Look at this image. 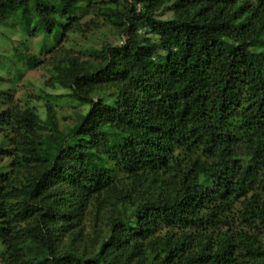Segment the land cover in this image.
I'll return each instance as SVG.
<instances>
[{
  "label": "trees",
  "instance_id": "16d2710c",
  "mask_svg": "<svg viewBox=\"0 0 264 264\" xmlns=\"http://www.w3.org/2000/svg\"><path fill=\"white\" fill-rule=\"evenodd\" d=\"M131 4L0 0L82 107L61 129L0 86V264H264V0ZM87 10L121 40L93 63L55 48Z\"/></svg>",
  "mask_w": 264,
  "mask_h": 264
},
{
  "label": "rangeland",
  "instance_id": "374dc122",
  "mask_svg": "<svg viewBox=\"0 0 264 264\" xmlns=\"http://www.w3.org/2000/svg\"><path fill=\"white\" fill-rule=\"evenodd\" d=\"M94 1V0H92ZM102 5H111L115 13H123L131 6L133 0H97ZM170 12H164L162 19L171 17ZM77 22L80 30H75L70 26L66 30L65 38L61 39L55 48L62 47L64 50L72 52L80 61L95 62L96 55L105 44H112L113 47H120L121 40L116 34L115 29L107 26L101 16L91 10L82 11L77 15ZM95 23L97 26L91 25ZM89 25V28L85 27ZM41 36L35 35L25 37L20 34L19 29L8 26L4 21H0V86L10 88L12 92L11 101L5 102L4 109L12 106L34 107L42 119L45 118V106L48 102L52 103L56 113L60 128L65 129L72 125L75 113L82 111V107L76 102L65 96L67 91L45 84L49 75L44 68L50 55H39ZM17 54H35L39 56L42 63L34 69H26L22 61H18ZM11 62L16 63L19 72L14 71ZM8 158L0 153V171L7 166ZM1 249V247H0Z\"/></svg>",
  "mask_w": 264,
  "mask_h": 264
}]
</instances>
